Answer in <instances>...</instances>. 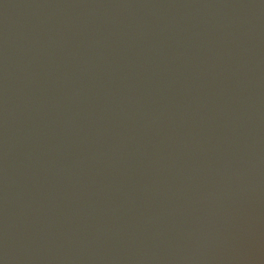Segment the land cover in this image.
Listing matches in <instances>:
<instances>
[{"label":"water","instance_id":"water-1","mask_svg":"<svg viewBox=\"0 0 264 264\" xmlns=\"http://www.w3.org/2000/svg\"><path fill=\"white\" fill-rule=\"evenodd\" d=\"M0 264H264V0H0Z\"/></svg>","mask_w":264,"mask_h":264}]
</instances>
